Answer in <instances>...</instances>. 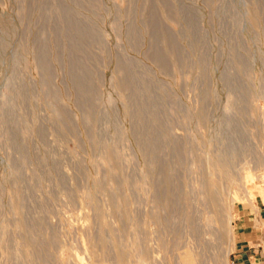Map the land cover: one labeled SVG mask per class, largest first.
I'll return each mask as SVG.
<instances>
[{
    "label": "rangeland",
    "instance_id": "rangeland-1",
    "mask_svg": "<svg viewBox=\"0 0 264 264\" xmlns=\"http://www.w3.org/2000/svg\"><path fill=\"white\" fill-rule=\"evenodd\" d=\"M264 215V0H0V264H230Z\"/></svg>",
    "mask_w": 264,
    "mask_h": 264
},
{
    "label": "crops",
    "instance_id": "crops-1",
    "mask_svg": "<svg viewBox=\"0 0 264 264\" xmlns=\"http://www.w3.org/2000/svg\"><path fill=\"white\" fill-rule=\"evenodd\" d=\"M235 246L230 264H264V215L261 210H243L234 223Z\"/></svg>",
    "mask_w": 264,
    "mask_h": 264
}]
</instances>
